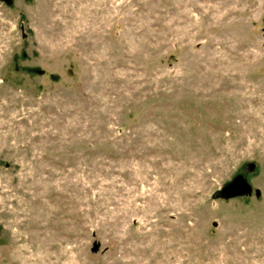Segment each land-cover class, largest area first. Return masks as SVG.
Here are the masks:
<instances>
[{"label":"rangeland","instance_id":"1","mask_svg":"<svg viewBox=\"0 0 264 264\" xmlns=\"http://www.w3.org/2000/svg\"><path fill=\"white\" fill-rule=\"evenodd\" d=\"M0 264H264V0H0Z\"/></svg>","mask_w":264,"mask_h":264},{"label":"water","instance_id":"2","mask_svg":"<svg viewBox=\"0 0 264 264\" xmlns=\"http://www.w3.org/2000/svg\"><path fill=\"white\" fill-rule=\"evenodd\" d=\"M254 165H252L253 167ZM252 192V186L241 176L235 177L222 190L215 193V197L231 198ZM97 246L94 247L96 249Z\"/></svg>","mask_w":264,"mask_h":264}]
</instances>
